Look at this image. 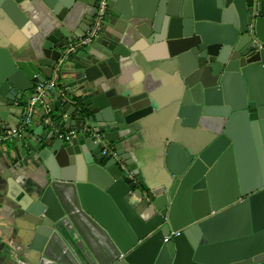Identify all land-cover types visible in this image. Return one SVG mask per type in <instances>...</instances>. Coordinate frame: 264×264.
Segmentation results:
<instances>
[{
  "label": "water",
  "instance_id": "1",
  "mask_svg": "<svg viewBox=\"0 0 264 264\" xmlns=\"http://www.w3.org/2000/svg\"><path fill=\"white\" fill-rule=\"evenodd\" d=\"M82 4L95 0H0V20L19 29L41 6L56 19L35 58L0 45V128L18 126L34 84L57 66L54 101H44L56 124L79 130L64 140L42 124L1 154L30 182L12 197L24 212L19 255L264 264V0H108L98 34L65 54L91 22L93 12L68 28ZM139 56L176 75L156 171L134 159L136 135L164 108L122 78Z\"/></svg>",
  "mask_w": 264,
  "mask_h": 264
},
{
  "label": "crops",
  "instance_id": "2",
  "mask_svg": "<svg viewBox=\"0 0 264 264\" xmlns=\"http://www.w3.org/2000/svg\"><path fill=\"white\" fill-rule=\"evenodd\" d=\"M93 6L82 4V10L74 18L68 15L66 21L68 28L77 31L78 24L83 21L86 15L93 12ZM86 14V15H85ZM56 23L54 16L43 6L40 7L38 14H31L25 27L19 29L10 22L0 20V45L7 46L16 58L30 60L35 58V52L40 55V43L43 36L48 32L49 26ZM164 61L148 62L139 56L135 62L130 61L128 66H123L122 78L136 86L137 90L141 86L142 90L150 92L156 98V102L164 112H159L142 133L136 135L138 144L134 151V159L139 164H143L146 170L156 171L158 166V155L160 154L159 141L164 139L169 132L167 128L169 112L165 107L173 101L176 89V75L172 74ZM59 84V81H58ZM59 87V85H58ZM48 102L54 101V94H47ZM11 124V122H10ZM42 125L41 120H33L30 130H38ZM45 126V125H44ZM16 127L15 123L10 127L0 128L1 131ZM46 127V126H45ZM47 128V127H46ZM63 128V127H62ZM12 142L0 144V264H28L19 254L21 253V238L23 237L24 212L16 206L12 197L22 195L23 189H28L29 181L19 175V170L12 172L4 157L1 156ZM28 175H32L31 170H27Z\"/></svg>",
  "mask_w": 264,
  "mask_h": 264
},
{
  "label": "built area",
  "instance_id": "3",
  "mask_svg": "<svg viewBox=\"0 0 264 264\" xmlns=\"http://www.w3.org/2000/svg\"><path fill=\"white\" fill-rule=\"evenodd\" d=\"M108 8V0H95V6L93 10V15L91 17V22L84 34V36L79 39L69 43L64 48L65 54H70L76 52L79 48L88 44L99 32L102 24L104 22ZM59 81V67L53 69L52 75L49 78L43 80H38L33 89L30 91L27 99L24 100L22 106V112L19 117V124L9 130L0 132V144L5 142H12L15 137L24 133L30 126L34 117H38L42 124L48 129L53 130V132L60 138L64 140H70L72 137L79 133L76 128L64 129L56 124L47 104L44 101L45 96L56 89H58ZM81 130L86 131L87 128L84 127ZM109 152L106 147L103 152ZM178 233V232H171ZM164 241H167V237H164Z\"/></svg>",
  "mask_w": 264,
  "mask_h": 264
}]
</instances>
